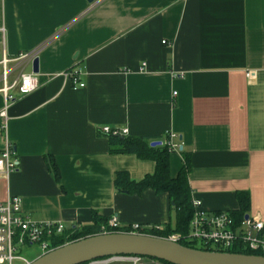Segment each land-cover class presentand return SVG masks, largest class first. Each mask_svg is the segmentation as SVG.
Returning a JSON list of instances; mask_svg holds the SVG:
<instances>
[{"label": "crops", "instance_id": "0c3cea01", "mask_svg": "<svg viewBox=\"0 0 264 264\" xmlns=\"http://www.w3.org/2000/svg\"><path fill=\"white\" fill-rule=\"evenodd\" d=\"M97 1L0 0V56L54 38L38 57V89L0 117V155L8 141L20 161L0 177V203L18 197L27 217L68 230L92 226L94 213L121 228L174 227L167 193L114 186L117 173L141 181L156 164L111 154L101 133L110 127L153 141L172 134L191 159L193 202L232 213L245 192V218L264 224V0ZM77 69L85 88L75 91L65 74ZM181 151L170 154L173 178Z\"/></svg>", "mask_w": 264, "mask_h": 264}, {"label": "built area", "instance_id": "2783aa9c", "mask_svg": "<svg viewBox=\"0 0 264 264\" xmlns=\"http://www.w3.org/2000/svg\"><path fill=\"white\" fill-rule=\"evenodd\" d=\"M104 0H98L102 3ZM54 38L45 41L38 48L29 52L18 54L9 58L5 53L0 56V94L4 97V110L0 117L6 119V113L11 104L18 97L33 94L38 89L39 75L25 73V68L32 66L39 55L50 45ZM166 44V41H164ZM83 72L80 69L67 72L65 75L70 81L71 87L76 91L84 89L81 82ZM176 96V94H174ZM5 126V125H4ZM106 135L127 136V130H116L110 127L102 128L101 132ZM167 146L174 152H179L180 147L172 140L174 136L168 135ZM20 168V161L16 151L8 141L5 143V150L0 155V177L6 178ZM137 234L140 225L129 226ZM108 228L123 229L120 226L117 216L109 219ZM189 231L186 235L175 234L169 237L170 240L179 243L197 245L198 247L213 248L214 251L225 253L235 247L243 245L252 252H259L264 257V224L256 219L243 218L236 223L231 212H208L199 201L193 202V217L189 223ZM105 227L101 228V234H109ZM68 229L62 222L34 221L27 217L23 210L22 199L9 197L5 203H0V264H30L24 257L18 254L23 246H38L42 254L51 252V242L54 237L63 236ZM180 244V243H179ZM122 260L128 259L132 264H147L151 261L142 257H115ZM100 260L89 264H100ZM156 263V261H154Z\"/></svg>", "mask_w": 264, "mask_h": 264}, {"label": "trees", "instance_id": "16d2710c", "mask_svg": "<svg viewBox=\"0 0 264 264\" xmlns=\"http://www.w3.org/2000/svg\"><path fill=\"white\" fill-rule=\"evenodd\" d=\"M111 154H126L133 155L144 161H153L156 164L155 173L151 176H146L141 181H132L127 172L117 173L114 186L119 193L126 195H140L147 189H152L156 194H168L169 200H171V210L176 214L175 226L167 225L163 228L154 226L151 229H139L137 234H143L146 236L157 237L167 239L172 235H186L189 231V223L193 217V199H191V188L188 183L189 175L191 173V159L190 156L184 154V165L180 170L177 177H171L170 171V154L173 152L167 146L168 135L163 140L153 141L144 137H127V136H114L112 134L106 135ZM154 142L161 143L160 146H152ZM48 165L52 169L53 173L59 178L57 165L52 158L47 159ZM236 198L239 202V210L232 212L231 215L239 224L245 218L248 213L250 205V197L248 193L238 192ZM94 224L92 226L71 228L66 231V234L59 237H54L51 242L52 249L65 246L67 243L80 241V239L93 237L101 234V228L105 227L108 232L112 233H134L130 227H123V229H111L108 228L109 219L93 214ZM136 233V232H135ZM181 245L192 249H199L203 251H214L213 248L198 247L186 243L185 241L179 242ZM226 252L233 254H245V255H258L262 256L259 252H252L243 245L235 247L232 250ZM161 264H167L161 262ZM169 264V263H168Z\"/></svg>", "mask_w": 264, "mask_h": 264}, {"label": "water", "instance_id": "95a60500", "mask_svg": "<svg viewBox=\"0 0 264 264\" xmlns=\"http://www.w3.org/2000/svg\"><path fill=\"white\" fill-rule=\"evenodd\" d=\"M95 1L87 0L89 4ZM32 71L34 74H40L39 59L33 62ZM160 145L159 142L152 144ZM124 256L154 259L167 264H264L263 256L203 251L186 247L169 238L132 233L98 234L80 239L42 254L30 264H89L97 260Z\"/></svg>", "mask_w": 264, "mask_h": 264}, {"label": "rangeland", "instance_id": "374dc122", "mask_svg": "<svg viewBox=\"0 0 264 264\" xmlns=\"http://www.w3.org/2000/svg\"><path fill=\"white\" fill-rule=\"evenodd\" d=\"M18 254L21 257H24L27 261H33L37 259L38 256H41V251L38 246H23L18 250ZM151 260V259H150ZM154 260V259H153ZM100 264H132L130 261L132 260H122L119 258H110V259H102L100 260ZM156 261V263L154 262ZM153 263L151 261L147 262V264H161L160 261L154 260ZM15 264H21L20 262H15Z\"/></svg>", "mask_w": 264, "mask_h": 264}]
</instances>
